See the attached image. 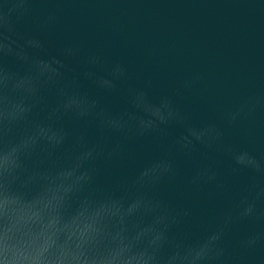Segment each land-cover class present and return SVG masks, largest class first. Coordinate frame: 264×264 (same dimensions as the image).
Wrapping results in <instances>:
<instances>
[{"label": "clouds", "instance_id": "obj_1", "mask_svg": "<svg viewBox=\"0 0 264 264\" xmlns=\"http://www.w3.org/2000/svg\"><path fill=\"white\" fill-rule=\"evenodd\" d=\"M65 2L0 0V264H264V152L227 142L224 132L264 113V88L240 95L222 123H194L177 98L207 91L201 72L154 96L151 79L129 83L124 62H110L82 39L50 54L48 37L63 9L38 5ZM128 16V9L116 10L113 33ZM169 50H178L176 41ZM101 94L121 106L113 109ZM145 139L159 142L156 157L130 175L102 180L101 165L132 159V145ZM215 153L227 158L228 176H246L234 194ZM177 157L193 163L191 190L232 196L199 234L186 227L191 209L163 191L181 177ZM240 224L251 230L230 243Z\"/></svg>", "mask_w": 264, "mask_h": 264}, {"label": "water", "instance_id": "obj_2", "mask_svg": "<svg viewBox=\"0 0 264 264\" xmlns=\"http://www.w3.org/2000/svg\"><path fill=\"white\" fill-rule=\"evenodd\" d=\"M38 7L63 9L60 26L48 37L50 54H59L68 41L82 39L89 50L102 49L110 62H124L132 77L129 83L143 86L145 80L151 79L154 96L169 92L181 79L193 73H203L208 85L203 95L194 91L177 98L194 123H222L221 113L240 95L253 88H264V0H136L125 4L68 0L59 5ZM121 8L128 9L129 16L123 31L116 34L109 21ZM172 41L178 45L175 52L169 50ZM153 48L160 51V57L149 55ZM69 63L76 66L75 61ZM83 84L89 87L87 82ZM101 95L103 102L113 109L121 106L118 97ZM224 132L227 142L255 154L264 152V113L258 114L254 122L225 126ZM89 137L96 138L94 130ZM132 149V159L101 165L102 180L113 181L121 175L132 174L159 154L160 144L145 139L134 143ZM212 155L225 160L221 176L234 194L246 181V176H228L227 158L220 153ZM177 165L181 177L174 186H166L163 191L164 194L175 193L174 203L178 207L191 209L192 216L186 227L193 234H199L206 222L214 221L230 207L232 196L218 194L210 198L207 191L191 190L187 179L193 163L177 157ZM249 230L248 224L238 225L230 243Z\"/></svg>", "mask_w": 264, "mask_h": 264}]
</instances>
